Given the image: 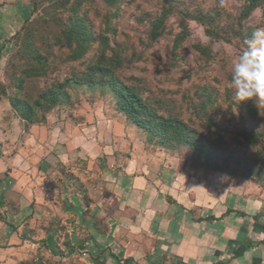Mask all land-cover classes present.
I'll list each match as a JSON object with an SVG mask.
<instances>
[{
	"label": "rangeland",
	"instance_id": "1",
	"mask_svg": "<svg viewBox=\"0 0 264 264\" xmlns=\"http://www.w3.org/2000/svg\"><path fill=\"white\" fill-rule=\"evenodd\" d=\"M63 3L54 8L50 1L0 0V264H91L81 246L63 260L61 250L53 252L32 231L18 230L22 216L14 212L24 200L15 192L14 171L34 178L47 174L50 163L57 188L77 180L91 183L95 163L106 160L110 145L120 167L129 157L155 161L161 173L165 169L184 179L191 198L208 192L221 199L229 190L231 199L257 198L264 207V101H239L230 84L244 41L264 27V5L239 23L244 0ZM75 19L90 26V44L80 56L67 42L66 29ZM160 21L161 34L153 38ZM96 66L109 69L161 118L182 121L205 136L204 148L213 159L194 144L137 125L105 86L108 80L90 73ZM87 74L97 84L83 81ZM58 85H63L59 102L47 107L41 99ZM37 99L39 105L33 106ZM17 101L33 107L35 125L22 118V106H13ZM208 120L218 127L209 131ZM215 140L217 156L211 150ZM61 218L66 227L63 221L71 218Z\"/></svg>",
	"mask_w": 264,
	"mask_h": 264
},
{
	"label": "crops",
	"instance_id": "2",
	"mask_svg": "<svg viewBox=\"0 0 264 264\" xmlns=\"http://www.w3.org/2000/svg\"><path fill=\"white\" fill-rule=\"evenodd\" d=\"M109 147L106 160L95 163L91 183L77 180V186L57 188L50 163L47 174L36 173L35 179L15 169V192L25 203L14 212L22 216L18 230L32 231L53 252L61 250L63 260L81 246L91 264H264L259 199H231L229 190L221 199L208 192L191 198L182 177L128 155L120 167ZM63 216L71 218L63 221L66 227L60 223Z\"/></svg>",
	"mask_w": 264,
	"mask_h": 264
},
{
	"label": "trees",
	"instance_id": "3",
	"mask_svg": "<svg viewBox=\"0 0 264 264\" xmlns=\"http://www.w3.org/2000/svg\"><path fill=\"white\" fill-rule=\"evenodd\" d=\"M43 1H50V6L54 8H57L64 4L63 0ZM244 2L245 5L242 14L239 18V23L241 22V20L243 21L247 19L258 6L264 5V0H244ZM198 20L207 24L204 20ZM160 28L161 21L155 23L154 25L153 38H158L160 36ZM66 34L68 35L67 42L69 41V45L71 47L75 46V54L80 56L88 50V46L90 44V26L84 20L75 19L70 24V27L66 29ZM90 73H92L95 77L101 76L105 80H108L107 84L104 83L106 84L105 86H109L111 89H113V93L116 95V98L118 99V102L123 111L128 115V117L132 118V120H134L137 125H139L141 128L146 129L149 132L161 133L162 136H167L166 138H169L173 141L194 144L197 146L198 151L202 153L204 157L208 158V160L213 159L212 157H208V152L207 150H205L207 149V147L204 148L205 143L203 141V138L205 136H203L202 134H198L195 130L191 129L186 123L182 121L180 122L177 120L161 118L156 112L150 110L149 107L144 104V102L135 90L125 85L118 79L113 78L109 69L96 66L94 67V70ZM89 74H87L82 80L90 85H93L96 83V81H94V79L92 78L93 75ZM62 87L63 85H58L56 88L48 89L47 94L45 95L46 98H40L42 101H44L43 104H46L47 107H54L59 102ZM40 99H37L34 102L33 106H38L41 101ZM13 106L16 107L17 110H20L22 106L24 114L22 118L26 121V123H29V125L36 124V122L34 121V117L36 115L31 105H29L27 102L19 103L17 101L16 103H14ZM214 127H218L217 121L208 120L207 128L209 129V131H212ZM242 135L251 144L255 142L253 141L255 139L251 138L252 134L247 133L245 130L242 131ZM211 146V150L213 151L214 155L217 156L218 152L220 151V147L218 146V140H215ZM208 149L210 150V148Z\"/></svg>",
	"mask_w": 264,
	"mask_h": 264
},
{
	"label": "clouds",
	"instance_id": "4",
	"mask_svg": "<svg viewBox=\"0 0 264 264\" xmlns=\"http://www.w3.org/2000/svg\"><path fill=\"white\" fill-rule=\"evenodd\" d=\"M244 45L232 65L231 87L239 101H264V27H258Z\"/></svg>",
	"mask_w": 264,
	"mask_h": 264
},
{
	"label": "built area",
	"instance_id": "5",
	"mask_svg": "<svg viewBox=\"0 0 264 264\" xmlns=\"http://www.w3.org/2000/svg\"><path fill=\"white\" fill-rule=\"evenodd\" d=\"M83 256H86L85 254Z\"/></svg>",
	"mask_w": 264,
	"mask_h": 264
}]
</instances>
